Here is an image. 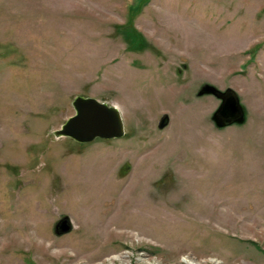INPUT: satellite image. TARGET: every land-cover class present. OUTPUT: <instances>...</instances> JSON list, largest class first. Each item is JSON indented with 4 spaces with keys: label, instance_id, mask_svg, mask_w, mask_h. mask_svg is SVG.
I'll list each match as a JSON object with an SVG mask.
<instances>
[{
    "label": "rangeland",
    "instance_id": "1",
    "mask_svg": "<svg viewBox=\"0 0 264 264\" xmlns=\"http://www.w3.org/2000/svg\"><path fill=\"white\" fill-rule=\"evenodd\" d=\"M0 264H264V0H0Z\"/></svg>",
    "mask_w": 264,
    "mask_h": 264
},
{
    "label": "water",
    "instance_id": "2",
    "mask_svg": "<svg viewBox=\"0 0 264 264\" xmlns=\"http://www.w3.org/2000/svg\"><path fill=\"white\" fill-rule=\"evenodd\" d=\"M199 93H211L221 99L220 104L212 113V119L217 127L232 123H241L245 119V112L237 95L231 89L220 90L212 84H204ZM72 104L75 113L68 117L55 130L56 136H68L77 142L90 141L95 137H119L123 134V123L120 111L115 105L100 101L95 97L76 95ZM168 123V116L164 115L158 127ZM71 229L67 215H61L55 223V232L65 233Z\"/></svg>",
    "mask_w": 264,
    "mask_h": 264
}]
</instances>
